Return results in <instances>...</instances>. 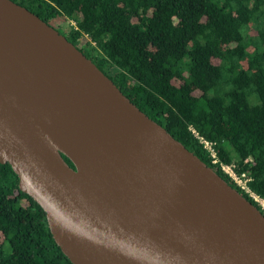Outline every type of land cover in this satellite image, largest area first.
I'll return each mask as SVG.
<instances>
[{
	"label": "water",
	"instance_id": "95a60500",
	"mask_svg": "<svg viewBox=\"0 0 264 264\" xmlns=\"http://www.w3.org/2000/svg\"><path fill=\"white\" fill-rule=\"evenodd\" d=\"M0 163L71 264H264V215L12 0H0Z\"/></svg>",
	"mask_w": 264,
	"mask_h": 264
},
{
	"label": "trees",
	"instance_id": "16d2710c",
	"mask_svg": "<svg viewBox=\"0 0 264 264\" xmlns=\"http://www.w3.org/2000/svg\"><path fill=\"white\" fill-rule=\"evenodd\" d=\"M12 1L61 33L264 215L196 137L264 199V0ZM0 264H71L7 163H0Z\"/></svg>",
	"mask_w": 264,
	"mask_h": 264
},
{
	"label": "built area",
	"instance_id": "2783aa9c",
	"mask_svg": "<svg viewBox=\"0 0 264 264\" xmlns=\"http://www.w3.org/2000/svg\"><path fill=\"white\" fill-rule=\"evenodd\" d=\"M196 135V133H194ZM198 142L201 144V146L204 148L205 152L209 155L210 161L212 163H217L219 169L242 191L246 192L251 196L258 204H260V207L264 209V199L259 198L258 196L254 195L252 192L249 191L246 181L247 178L245 177L244 173L237 174L235 170L233 169L234 165L232 163H223L219 161L216 157V154L212 148V144L209 141L204 140L202 137L197 136Z\"/></svg>",
	"mask_w": 264,
	"mask_h": 264
},
{
	"label": "flooded vegetation",
	"instance_id": "af4514ba",
	"mask_svg": "<svg viewBox=\"0 0 264 264\" xmlns=\"http://www.w3.org/2000/svg\"><path fill=\"white\" fill-rule=\"evenodd\" d=\"M69 166H71V164L69 163Z\"/></svg>",
	"mask_w": 264,
	"mask_h": 264
},
{
	"label": "rangeland",
	"instance_id": "374dc122",
	"mask_svg": "<svg viewBox=\"0 0 264 264\" xmlns=\"http://www.w3.org/2000/svg\"><path fill=\"white\" fill-rule=\"evenodd\" d=\"M260 205V204H259Z\"/></svg>",
	"mask_w": 264,
	"mask_h": 264
}]
</instances>
